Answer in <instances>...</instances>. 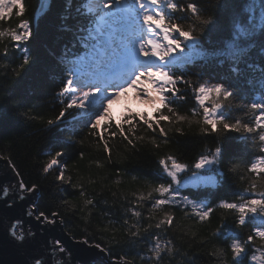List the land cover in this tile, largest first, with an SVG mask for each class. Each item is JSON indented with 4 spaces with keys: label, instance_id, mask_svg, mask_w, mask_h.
<instances>
[{
    "label": "snow or ice",
    "instance_id": "snow-or-ice-1",
    "mask_svg": "<svg viewBox=\"0 0 264 264\" xmlns=\"http://www.w3.org/2000/svg\"><path fill=\"white\" fill-rule=\"evenodd\" d=\"M56 4L57 0H39L35 35L43 19L54 27L55 37L51 44L41 45L45 55L38 59L29 46L35 38L33 24L22 19L26 0H0V22L13 13L21 17L18 27L7 33L11 45L0 46V120L11 105L25 123L39 117L40 130L56 134L58 145H67L47 148L42 176L54 172L55 181L79 189L84 205L94 206L84 185L66 175L71 166L65 163V155L95 137L111 159L112 140L119 137L135 149L145 139L138 130L150 133L157 170L164 178L158 184L145 181L150 191L140 194L134 207L126 209L132 217L131 222L124 220L128 236L139 238L153 227L166 231L175 219L165 211L166 206H191L201 223L210 221L220 209L221 223L212 238L223 236L225 243L214 244L210 254L220 264H264V94L254 102H243L245 89L264 93V0L244 4L240 0H59V7ZM5 35L0 31V37ZM46 93L53 109H59L47 118L39 112L40 97ZM129 94L146 107L128 108L120 122L114 123L113 104ZM189 97L195 107L182 114L176 102ZM32 98L35 102L29 104ZM240 108L251 116V122L241 116L229 119L227 112ZM185 124L197 126L201 135L215 136L216 144L186 162L171 151L160 155L161 147L170 144V133L186 134ZM229 133L249 141L257 153L243 169L238 163L228 167L233 174L248 173L247 187L235 198L219 200L215 207L181 195L182 190L213 191L221 186L225 175L217 169L221 168L222 141ZM79 155L82 159L83 152ZM0 161L6 162L16 178L14 184L0 186V200L14 197L7 203L11 209L28 200L40 185L25 183L12 155H0ZM148 199L153 200L148 220L156 219L152 213L157 210L163 218L142 227V213L135 209ZM60 208L64 214L84 211L67 199L57 210H41L39 203L31 202L23 215L35 223L27 226L21 216L0 214V259L5 245L20 257L14 264H98L101 253L111 256L113 240L100 243L87 228L78 236L66 227ZM229 217L231 230L225 223ZM82 221L87 223V217ZM57 223L65 228L69 240L82 245V251L69 248L58 238L39 247L44 233ZM245 229L248 231L241 238ZM150 251L159 261L163 254H172V241L157 234ZM3 264L9 262L3 260ZM118 264L130 262L121 258Z\"/></svg>",
    "mask_w": 264,
    "mask_h": 264
},
{
    "label": "trees",
    "instance_id": "trees-1",
    "mask_svg": "<svg viewBox=\"0 0 264 264\" xmlns=\"http://www.w3.org/2000/svg\"><path fill=\"white\" fill-rule=\"evenodd\" d=\"M240 2L244 4L247 0H240ZM38 5L39 0H26V11L22 19L29 20L33 24L35 38L30 41L29 46L39 59L45 55L41 45L51 44L55 32L49 22L41 19L39 33L35 35L34 14ZM55 7H59V0ZM20 22L21 17H17L15 13L0 22V31L6 34L0 37V46L11 45L7 33L10 29H16ZM245 92L246 95L243 97L245 104L254 102L258 96L264 94L260 93L259 89H245ZM33 102L35 98L28 101L29 104ZM39 102L40 116L47 118L53 111L58 112L59 110L58 106L55 109L51 106L53 102L48 93L42 95ZM176 107L182 114H189L190 109L195 107V102L189 97L186 101H177ZM4 111L7 115L0 120V155H12L21 169L25 183L29 186L32 183L40 185L36 202L40 204L41 210H57V205L64 199L75 202L78 209L83 208V212L76 211L67 214H64L63 208L59 210L64 214L66 227L78 236L84 228H87L88 232L96 235L100 243L109 239L113 240L111 256L107 255L109 262L118 264L121 258H125L130 264H220L217 258L210 254L214 244L219 246L225 243L223 236L212 238L213 231L221 223L223 212L220 209L216 210L210 221L201 223L198 222L191 206L183 208L166 206L165 211L175 217L166 231L153 227L139 238L128 236L124 220L129 219L131 222L132 217L126 209L134 207V202L140 194L147 195L150 191V186L145 184V181L158 184L164 178L157 170V152L155 146L150 143V133L138 130L137 134L144 136L145 139L138 142L135 149L127 145L126 141L121 142L119 137L112 140L111 159H108V154L102 150L103 145L98 144L95 137H89L82 148H77L73 153L65 155L63 158L65 163L71 166L66 175H70L73 182L83 184L87 198L94 201V206H85L79 189H73L70 184L55 181L54 172L46 177H43L41 173V164L46 160L44 152L47 148L53 145L57 147L67 145H58L56 134L49 135L42 132L39 117L34 122L25 123L23 118L15 114V109L11 105ZM125 114L114 119V123L120 122V118ZM227 115L229 119L241 116L246 122H251V116H245L242 108L232 109L227 112ZM182 127L186 134L179 135L174 131L170 133V144L168 147H161L160 155L171 151L181 158V162H186L197 157L206 147L216 144L215 136L201 135L197 126L185 124ZM222 149L221 168L217 169L225 175L221 186L213 191L182 190L181 195H188L198 204L215 207L219 200L232 199L243 192L247 187L248 173L238 171L233 174L228 171V167L238 163L243 169L244 165L251 161L257 153L249 147V141L243 140L239 134L235 133L226 134L222 141ZM80 152H83L82 159ZM133 177H136V180H133ZM117 180L120 181L119 184L116 183ZM156 195L153 194L154 197ZM152 203V199L145 200L142 207L135 209L142 213L140 218L142 227H147L150 222L154 225L163 218V213L157 210L152 213L156 219L148 220ZM82 217H87V223L82 221ZM225 223L231 230V217ZM103 228H108V231L101 232ZM247 231L248 229H245L240 233L241 238H244ZM157 234L161 235L162 240H171L173 247L172 254H163L159 261L150 251ZM259 243L261 242L258 241ZM245 264H250V262L245 261Z\"/></svg>",
    "mask_w": 264,
    "mask_h": 264
},
{
    "label": "water",
    "instance_id": "water-1",
    "mask_svg": "<svg viewBox=\"0 0 264 264\" xmlns=\"http://www.w3.org/2000/svg\"><path fill=\"white\" fill-rule=\"evenodd\" d=\"M39 8V5H38ZM38 8L34 14V22L37 21V19L40 17ZM16 182L15 176L11 173V170L8 169L6 162L0 161V186L8 185V184H14ZM14 199L13 196H9L3 200H0V214L5 215L6 217H15V216H21L25 220L26 226L29 223H32L34 225V221H29L26 216L23 215L24 210L27 208L29 203L36 202L37 199V192L30 196L28 200H25L24 202L20 203L18 202L15 204V206L11 209L7 207L8 201H11ZM39 235V233H37ZM61 239L69 246V248L75 249L77 251H82V245H76L71 240L68 239V236L65 234V229L62 227L59 223L57 225L53 226L44 233L43 237L41 238V242L39 244V247L41 249L45 248L48 241L50 239ZM3 238L0 237V240ZM88 255H94V253L89 252ZM2 259L6 262H9V264H14L15 261L19 260L20 257L16 254H14L11 250L7 248L5 245L3 257ZM0 259V264H3V260ZM100 264H114L112 262H109L107 255L101 253V257L99 262Z\"/></svg>",
    "mask_w": 264,
    "mask_h": 264
},
{
    "label": "rangeland",
    "instance_id": "rangeland-1",
    "mask_svg": "<svg viewBox=\"0 0 264 264\" xmlns=\"http://www.w3.org/2000/svg\"><path fill=\"white\" fill-rule=\"evenodd\" d=\"M146 106L143 105H138L136 101L131 99V94L127 98L122 97L119 101H116L112 108H111V113L117 116L122 115L123 113H126V110L128 108H132L134 110H139L143 109ZM150 111V109H149Z\"/></svg>",
    "mask_w": 264,
    "mask_h": 264
}]
</instances>
